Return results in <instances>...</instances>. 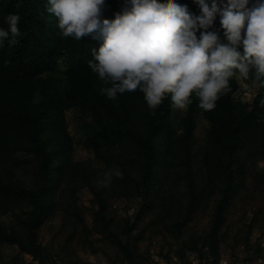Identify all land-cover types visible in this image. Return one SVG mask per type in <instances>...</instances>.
Wrapping results in <instances>:
<instances>
[{"label": "trees", "instance_id": "obj_1", "mask_svg": "<svg viewBox=\"0 0 264 264\" xmlns=\"http://www.w3.org/2000/svg\"><path fill=\"white\" fill-rule=\"evenodd\" d=\"M104 0L101 19H114L128 0ZM0 0V28L6 16L20 15L19 43L0 47V243L17 244L41 263L48 252L39 239L42 224L62 209L73 234L85 230L108 234L122 250L136 246L133 228L148 218L142 229L154 228L181 240L186 228L207 209L211 223L206 232L194 231L180 241L179 253L198 251L200 264H218L222 255V232L229 207L247 187V167L264 161V83L248 101L236 100L238 79L213 111L199 107L193 94L188 110L175 116L170 97L150 110L140 91L109 100L100 93L105 85L88 66L102 38L82 40L59 34L55 18L46 12L47 0ZM199 12L194 0H181ZM212 30L219 29V19ZM62 60V64L59 61ZM252 76V74H250ZM74 110L81 122L84 142L95 159L77 161L71 155L74 138L67 131L66 112ZM209 126L204 141L196 143L197 113ZM34 161L29 178L16 176L15 166ZM118 167L123 179L113 178L108 187L97 183L103 173ZM87 186L96 207L94 226L85 223L77 191ZM138 202L135 220L118 221L109 211L119 198ZM21 204H24L21 206ZM14 208L15 220L1 215ZM71 216V218H70ZM125 235L123 242L119 235ZM135 261V257H131Z\"/></svg>", "mask_w": 264, "mask_h": 264}, {"label": "clouds", "instance_id": "obj_2", "mask_svg": "<svg viewBox=\"0 0 264 264\" xmlns=\"http://www.w3.org/2000/svg\"><path fill=\"white\" fill-rule=\"evenodd\" d=\"M128 2L130 7L111 20L101 19L104 0H47L46 5L62 37L102 38L88 66L110 85L100 88L109 100L138 90L150 110L170 97L174 110L187 111L195 94L199 107L209 112L231 90L233 78L239 84L235 93L245 88L242 80L250 74L264 83V0H194L198 14L176 0ZM21 6L18 0L15 7ZM217 19L226 42L212 30ZM20 20L17 13L6 16L0 47L19 43ZM246 87L250 99L258 93ZM113 178L123 179L118 167L105 171L97 183L108 187Z\"/></svg>", "mask_w": 264, "mask_h": 264}, {"label": "rangeland", "instance_id": "obj_3", "mask_svg": "<svg viewBox=\"0 0 264 264\" xmlns=\"http://www.w3.org/2000/svg\"><path fill=\"white\" fill-rule=\"evenodd\" d=\"M124 3L123 0H120ZM181 4V0H176ZM2 7L0 6V14ZM62 64V60L59 61ZM238 76V74H237ZM242 86L234 94L236 100H250V92L246 86L256 92L260 90V84L254 78L242 80ZM185 111L174 110L175 116H180ZM67 131L74 138L71 155L75 160H92L94 166H102L95 159L93 148L84 142V134L80 131L81 122L74 110L66 112ZM209 126L201 112L197 113L195 129L196 143L204 141L206 128ZM15 166L16 176L29 178L33 171L34 161ZM247 187L243 189L241 196L230 205L228 220L222 232V255L218 264H264V161L257 159L247 167ZM93 193L85 186L77 191L76 202L83 211L85 223L93 227L96 217V207L93 205ZM24 204H21L23 206ZM215 201L210 206L199 210L197 217L186 228L182 239L188 238L194 231L206 232L211 223V212ZM138 202L134 199L119 198L114 200L113 209L109 211L118 221L124 222L125 217L135 220L138 214ZM14 208L7 209L1 215L6 223L15 220ZM62 209L56 211L53 217L46 220L39 229V239L47 248V264H173L175 258H182L185 264L202 263L200 253L195 250H187L184 256L179 253L180 239H176L165 232H156L154 228L142 229L148 218L141 220L133 228L136 239L128 253L122 250L114 238L108 234H101L94 230H85L81 225L73 234L70 221ZM71 218V216H70ZM120 239L125 242L126 236L120 234ZM135 257V261H131ZM0 264H44L31 253L22 251L17 244L0 243ZM46 264V263H45Z\"/></svg>", "mask_w": 264, "mask_h": 264}, {"label": "built area", "instance_id": "obj_4", "mask_svg": "<svg viewBox=\"0 0 264 264\" xmlns=\"http://www.w3.org/2000/svg\"><path fill=\"white\" fill-rule=\"evenodd\" d=\"M261 243L264 245V238L261 239ZM173 264H185L182 258H175V262Z\"/></svg>", "mask_w": 264, "mask_h": 264}]
</instances>
